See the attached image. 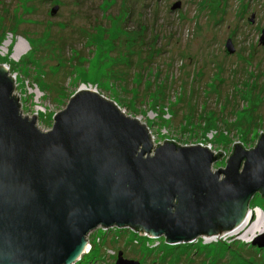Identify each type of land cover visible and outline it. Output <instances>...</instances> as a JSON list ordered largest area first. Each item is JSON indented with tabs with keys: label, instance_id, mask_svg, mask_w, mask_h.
Masks as SVG:
<instances>
[{
	"label": "rangeland",
	"instance_id": "obj_1",
	"mask_svg": "<svg viewBox=\"0 0 264 264\" xmlns=\"http://www.w3.org/2000/svg\"><path fill=\"white\" fill-rule=\"evenodd\" d=\"M263 31L264 0H0V66L43 131L86 87L139 119L154 149L221 152L215 172L264 133ZM248 207L264 215V195ZM233 229L169 243L102 225L73 264H117L119 253L139 264H264L255 236Z\"/></svg>",
	"mask_w": 264,
	"mask_h": 264
},
{
	"label": "water",
	"instance_id": "obj_2",
	"mask_svg": "<svg viewBox=\"0 0 264 264\" xmlns=\"http://www.w3.org/2000/svg\"><path fill=\"white\" fill-rule=\"evenodd\" d=\"M13 93L14 78L0 66V264H73L102 225L169 243L215 235L264 195V134L252 149L237 144L226 169L214 172L221 152L172 142L154 149L139 119L88 88L48 131L23 115ZM252 241L264 248V233ZM117 264L139 263L119 253Z\"/></svg>",
	"mask_w": 264,
	"mask_h": 264
},
{
	"label": "bare ground",
	"instance_id": "obj_3",
	"mask_svg": "<svg viewBox=\"0 0 264 264\" xmlns=\"http://www.w3.org/2000/svg\"><path fill=\"white\" fill-rule=\"evenodd\" d=\"M86 88V87H85ZM85 88L83 90H85ZM245 215L244 219L234 227L231 235H243L247 241H251L250 237H254L259 233H264V215L261 211H251ZM249 238V239H248ZM87 246L85 247L86 252Z\"/></svg>",
	"mask_w": 264,
	"mask_h": 264
},
{
	"label": "built area",
	"instance_id": "obj_4",
	"mask_svg": "<svg viewBox=\"0 0 264 264\" xmlns=\"http://www.w3.org/2000/svg\"><path fill=\"white\" fill-rule=\"evenodd\" d=\"M14 82H15V78H14ZM13 96H14L15 98H17L16 95H15V90H14ZM17 99H18V98H17ZM21 112H22V110H21ZM23 115L26 116L24 113H23ZM26 117H27V116H26ZM28 117L31 118L30 116H28ZM36 118H37V117H36ZM38 126H39V125H38ZM146 233H147V232H146Z\"/></svg>",
	"mask_w": 264,
	"mask_h": 264
},
{
	"label": "trees",
	"instance_id": "obj_5",
	"mask_svg": "<svg viewBox=\"0 0 264 264\" xmlns=\"http://www.w3.org/2000/svg\"><path fill=\"white\" fill-rule=\"evenodd\" d=\"M263 134H264V133H263ZM263 134H262V135H263ZM262 135H261V136H262ZM177 146H178V145H177ZM178 147H179V146H178ZM217 155H218V154H217Z\"/></svg>",
	"mask_w": 264,
	"mask_h": 264
}]
</instances>
